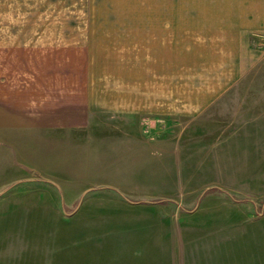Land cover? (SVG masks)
Returning <instances> with one entry per match:
<instances>
[{"label": "rangeland", "instance_id": "rangeland-1", "mask_svg": "<svg viewBox=\"0 0 264 264\" xmlns=\"http://www.w3.org/2000/svg\"><path fill=\"white\" fill-rule=\"evenodd\" d=\"M21 2L0 16L56 20L71 42L146 2L181 4L183 18L225 4ZM254 45L261 60L240 80L248 90L198 116L106 114L39 137L33 164L0 172V264H264V36ZM186 55L183 73L198 74L203 61Z\"/></svg>", "mask_w": 264, "mask_h": 264}, {"label": "crops", "instance_id": "crops-1", "mask_svg": "<svg viewBox=\"0 0 264 264\" xmlns=\"http://www.w3.org/2000/svg\"><path fill=\"white\" fill-rule=\"evenodd\" d=\"M22 5L0 0V12ZM141 5L73 42L56 20L0 16V172L33 164L39 137L60 138L101 115L192 118L248 90L240 80L261 60L264 0L207 4L190 18L181 4ZM183 53L203 61L198 74L183 73Z\"/></svg>", "mask_w": 264, "mask_h": 264}]
</instances>
